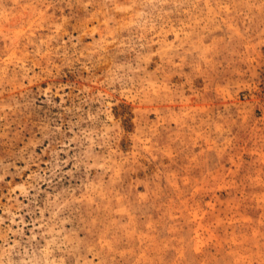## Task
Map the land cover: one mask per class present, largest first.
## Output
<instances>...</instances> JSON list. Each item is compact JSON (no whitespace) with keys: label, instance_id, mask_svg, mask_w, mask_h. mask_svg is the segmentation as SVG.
Returning a JSON list of instances; mask_svg holds the SVG:
<instances>
[{"label":"rangeland","instance_id":"374dc122","mask_svg":"<svg viewBox=\"0 0 264 264\" xmlns=\"http://www.w3.org/2000/svg\"><path fill=\"white\" fill-rule=\"evenodd\" d=\"M0 264H264V0H0Z\"/></svg>","mask_w":264,"mask_h":264}]
</instances>
